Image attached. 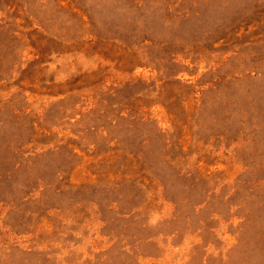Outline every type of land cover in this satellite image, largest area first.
Segmentation results:
<instances>
[{"label": "rangeland", "instance_id": "374dc122", "mask_svg": "<svg viewBox=\"0 0 264 264\" xmlns=\"http://www.w3.org/2000/svg\"><path fill=\"white\" fill-rule=\"evenodd\" d=\"M0 264H264V0H0Z\"/></svg>", "mask_w": 264, "mask_h": 264}]
</instances>
